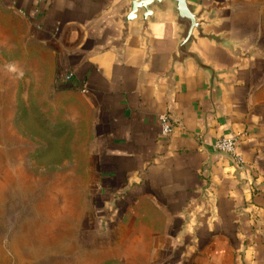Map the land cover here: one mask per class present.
Listing matches in <instances>:
<instances>
[{"label": "crops", "instance_id": "obj_1", "mask_svg": "<svg viewBox=\"0 0 264 264\" xmlns=\"http://www.w3.org/2000/svg\"><path fill=\"white\" fill-rule=\"evenodd\" d=\"M130 1L0 4L87 108L92 204L110 239L124 236L164 264H264V55L231 40L221 0H189L205 24L185 58L171 0L152 6L146 31L136 22L124 37ZM230 136L240 172L213 151Z\"/></svg>", "mask_w": 264, "mask_h": 264}, {"label": "rangeland", "instance_id": "obj_2", "mask_svg": "<svg viewBox=\"0 0 264 264\" xmlns=\"http://www.w3.org/2000/svg\"><path fill=\"white\" fill-rule=\"evenodd\" d=\"M221 1L231 40L264 55V0ZM28 32L0 4V264H164L103 229L89 113Z\"/></svg>", "mask_w": 264, "mask_h": 264}, {"label": "water", "instance_id": "obj_3", "mask_svg": "<svg viewBox=\"0 0 264 264\" xmlns=\"http://www.w3.org/2000/svg\"><path fill=\"white\" fill-rule=\"evenodd\" d=\"M164 1L166 0H131L127 5H125L121 13V24L124 30L123 36H127L130 25L136 22H140L142 25V30L146 31L148 29V20L153 15V11H151L152 6H162ZM171 1L175 5L178 23L183 28V34L181 36L182 40L178 48V53L180 57L185 58L187 57L185 51L187 47L193 42L194 32L196 31L199 34L202 33V26L205 24V22L202 21L201 15L196 13L194 6L189 3V0ZM221 26H223V24ZM214 145L215 143L212 147L216 155H218L223 160L229 161L236 172L243 170V166L238 165L232 156L216 150Z\"/></svg>", "mask_w": 264, "mask_h": 264}, {"label": "built area", "instance_id": "obj_4", "mask_svg": "<svg viewBox=\"0 0 264 264\" xmlns=\"http://www.w3.org/2000/svg\"><path fill=\"white\" fill-rule=\"evenodd\" d=\"M73 76H74L73 73H68L63 77L62 80L65 83H69L72 80ZM85 90L86 89H84L83 91H85ZM159 119L161 122V134L166 137L169 134H171L172 130H173L172 125L170 124L169 117L166 115H162V116H160ZM236 141H237V138L234 136L224 137V138L217 140L215 142L214 147L216 150L232 156L234 158L235 162L238 165H241L240 161L237 158L238 156H237V152H236Z\"/></svg>", "mask_w": 264, "mask_h": 264}]
</instances>
